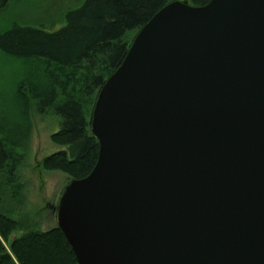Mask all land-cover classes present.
Listing matches in <instances>:
<instances>
[{"label": "water", "instance_id": "95a60500", "mask_svg": "<svg viewBox=\"0 0 264 264\" xmlns=\"http://www.w3.org/2000/svg\"><path fill=\"white\" fill-rule=\"evenodd\" d=\"M58 227L78 264H264V0H172L95 104Z\"/></svg>", "mask_w": 264, "mask_h": 264}, {"label": "trees", "instance_id": "16d2710c", "mask_svg": "<svg viewBox=\"0 0 264 264\" xmlns=\"http://www.w3.org/2000/svg\"><path fill=\"white\" fill-rule=\"evenodd\" d=\"M10 1L0 0V12ZM169 1L84 0L64 13L59 28L38 22L0 29V55L21 64L10 93L0 90V264H78L59 227L41 231L12 218L3 197L22 201L19 172L34 115L55 117L58 129L51 140L63 147L41 161L42 169L61 170L73 179L91 172L99 145L90 123L100 91L126 56L132 41L127 37ZM187 1L202 6L210 0Z\"/></svg>", "mask_w": 264, "mask_h": 264}, {"label": "rangeland", "instance_id": "374dc122", "mask_svg": "<svg viewBox=\"0 0 264 264\" xmlns=\"http://www.w3.org/2000/svg\"><path fill=\"white\" fill-rule=\"evenodd\" d=\"M83 1L11 0L0 12V29L2 27L7 28L13 23H33L34 25V23L38 24V22H44L47 25L53 23L55 24L54 28H59L64 23V13L80 6ZM136 33H131L127 39L132 38L133 40ZM20 70L21 64L18 59L0 55V90L6 89L7 92L5 93L8 95L10 86L18 79ZM8 110L9 117L14 119L15 115L10 108ZM57 129L58 124L54 116L39 117L34 115L33 132L27 158L25 165L19 172V179L22 183V201L16 204L7 194L3 197L5 209L12 218L18 221L21 219L26 220L29 223V227L31 225L41 231H48L58 227L56 212L52 208L58 205L66 186L74 180L61 170H44L41 167V161L45 157L63 149V147L54 144L51 140V135ZM18 235L19 232L12 234L11 239ZM3 242L8 249L9 244L5 241Z\"/></svg>", "mask_w": 264, "mask_h": 264}]
</instances>
